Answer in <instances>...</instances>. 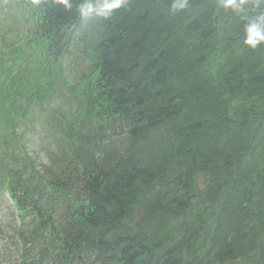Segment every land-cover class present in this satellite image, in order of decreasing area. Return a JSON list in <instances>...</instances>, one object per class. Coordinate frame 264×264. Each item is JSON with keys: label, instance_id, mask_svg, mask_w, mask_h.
Wrapping results in <instances>:
<instances>
[{"label": "trees", "instance_id": "obj_1", "mask_svg": "<svg viewBox=\"0 0 264 264\" xmlns=\"http://www.w3.org/2000/svg\"><path fill=\"white\" fill-rule=\"evenodd\" d=\"M81 2L18 0L21 37L0 15V241L16 264H264V43H244L264 4L245 19L222 0ZM36 105L56 116L47 168L10 144Z\"/></svg>", "mask_w": 264, "mask_h": 264}, {"label": "rangeland", "instance_id": "obj_2", "mask_svg": "<svg viewBox=\"0 0 264 264\" xmlns=\"http://www.w3.org/2000/svg\"><path fill=\"white\" fill-rule=\"evenodd\" d=\"M11 4V0H0V15L2 14L3 17H7L11 20L12 24L15 26L16 31L18 32V34L24 35V33L26 32L28 26L25 25L24 22L21 21L20 18H18V14L22 11L20 8H12V7H6V4ZM14 4H12L13 6ZM1 20V19H0ZM76 69H74L73 74L76 75L75 81L73 86H76L77 84V79L80 77L81 72H82V68L79 66H75ZM37 108L34 107V110H36ZM36 122L32 123L33 125L29 126L26 132V129L24 128H20L18 127L16 130V135L18 136V139L15 140L12 144V149L13 152L12 154L14 156H19L21 152H25V154L27 155V158L29 159V156L31 158V160L35 163L36 167L38 168V164H43V167H45V164L47 163V160L45 158V149L46 146L49 145V142L47 140V135L49 133V130L46 131V127L41 126V125H35ZM26 135L28 137H26ZM27 138H30V140L33 141V145L31 144V142L29 140H27ZM1 142V140H0ZM14 144H17L18 146L16 147V149L14 148ZM25 145V146H24ZM25 147V150L24 148ZM6 152L5 147L2 145L0 148V154L5 155L4 153ZM29 153V155H28ZM4 159V163L7 162L9 159L6 158L5 156H3ZM30 160V159H29ZM10 168L11 169H17L19 166V163L12 159L10 161ZM31 178L28 177H24L23 178V184L27 185L30 184V180ZM202 183L203 180L201 177H197L195 179V184H197V186L202 187ZM2 203H1V209H3L6 205H3L2 207ZM8 208V206H7ZM6 214V213H5ZM81 260V259H80ZM82 261V260H81ZM3 264H9L8 261V256H5L3 258ZM231 264H240V263H231Z\"/></svg>", "mask_w": 264, "mask_h": 264}, {"label": "clouds", "instance_id": "obj_3", "mask_svg": "<svg viewBox=\"0 0 264 264\" xmlns=\"http://www.w3.org/2000/svg\"><path fill=\"white\" fill-rule=\"evenodd\" d=\"M66 9H71V0H58ZM247 0H222L224 8H231L237 14H244L242 18H247V10L245 8ZM34 5L40 3V0H32ZM122 4V0H105L103 11L111 13L118 9ZM188 0H174L172 10H183L187 7ZM260 4H264V0H258L256 5L259 8ZM78 12L81 16H87L93 9L92 0H82L78 6ZM246 39L244 43L255 49L259 44L264 43V9H262L250 23L245 27Z\"/></svg>", "mask_w": 264, "mask_h": 264}]
</instances>
